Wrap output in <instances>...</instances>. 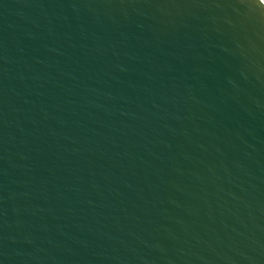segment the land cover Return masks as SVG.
I'll return each mask as SVG.
<instances>
[{"label":"water","instance_id":"1","mask_svg":"<svg viewBox=\"0 0 264 264\" xmlns=\"http://www.w3.org/2000/svg\"><path fill=\"white\" fill-rule=\"evenodd\" d=\"M0 264H264V2L0 0Z\"/></svg>","mask_w":264,"mask_h":264},{"label":"bare ground","instance_id":"2","mask_svg":"<svg viewBox=\"0 0 264 264\" xmlns=\"http://www.w3.org/2000/svg\"><path fill=\"white\" fill-rule=\"evenodd\" d=\"M264 2V0H262Z\"/></svg>","mask_w":264,"mask_h":264}]
</instances>
